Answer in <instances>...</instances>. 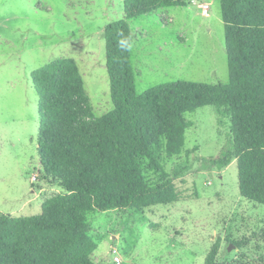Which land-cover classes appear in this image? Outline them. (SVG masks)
<instances>
[{
	"label": "rangeland",
	"instance_id": "obj_1",
	"mask_svg": "<svg viewBox=\"0 0 264 264\" xmlns=\"http://www.w3.org/2000/svg\"><path fill=\"white\" fill-rule=\"evenodd\" d=\"M123 18V0H0L1 214L38 215L46 198L63 192L48 183L40 164L32 73L55 59L73 58L93 116L112 110L104 29ZM129 25L138 93L179 80L229 82L220 0L164 7ZM185 116L190 126L184 151L163 156L180 200L87 213L96 264H115V254L122 264H206L214 246V264H264V205L241 195L236 158L224 167L212 161L227 144L226 109L205 105Z\"/></svg>",
	"mask_w": 264,
	"mask_h": 264
},
{
	"label": "trees",
	"instance_id": "obj_2",
	"mask_svg": "<svg viewBox=\"0 0 264 264\" xmlns=\"http://www.w3.org/2000/svg\"><path fill=\"white\" fill-rule=\"evenodd\" d=\"M190 1L123 0L124 18L104 29L113 109L100 117L92 114L73 58L32 73L40 164L48 183L63 192L46 198L38 215L0 213V264H96L87 213L180 200L163 156L182 154L190 126L185 115L205 105L226 109L231 123L227 144L212 161L224 167L236 158L241 195L264 205V0H220L229 82L179 80L135 89L129 20ZM217 253L214 246L206 264Z\"/></svg>",
	"mask_w": 264,
	"mask_h": 264
},
{
	"label": "built area",
	"instance_id": "obj_3",
	"mask_svg": "<svg viewBox=\"0 0 264 264\" xmlns=\"http://www.w3.org/2000/svg\"><path fill=\"white\" fill-rule=\"evenodd\" d=\"M195 1V0H194ZM201 7L205 8L207 11V8H208V4H203V5H200ZM123 260L122 258L119 256V255H116L114 256V263L115 264H122Z\"/></svg>",
	"mask_w": 264,
	"mask_h": 264
},
{
	"label": "clouds",
	"instance_id": "obj_4",
	"mask_svg": "<svg viewBox=\"0 0 264 264\" xmlns=\"http://www.w3.org/2000/svg\"><path fill=\"white\" fill-rule=\"evenodd\" d=\"M121 45H123V41H121Z\"/></svg>",
	"mask_w": 264,
	"mask_h": 264
},
{
	"label": "water",
	"instance_id": "obj_5",
	"mask_svg": "<svg viewBox=\"0 0 264 264\" xmlns=\"http://www.w3.org/2000/svg\"><path fill=\"white\" fill-rule=\"evenodd\" d=\"M232 248L230 247L229 250H231Z\"/></svg>",
	"mask_w": 264,
	"mask_h": 264
}]
</instances>
